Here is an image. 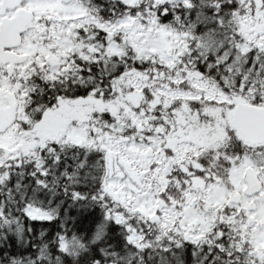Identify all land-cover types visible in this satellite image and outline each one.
<instances>
[{
    "label": "trees",
    "instance_id": "trees-1",
    "mask_svg": "<svg viewBox=\"0 0 264 264\" xmlns=\"http://www.w3.org/2000/svg\"><path fill=\"white\" fill-rule=\"evenodd\" d=\"M57 3L72 42L0 150V264H264L228 177L258 152L230 113L264 108V0Z\"/></svg>",
    "mask_w": 264,
    "mask_h": 264
},
{
    "label": "flooded vegetation",
    "instance_id": "flooded-vegetation-1",
    "mask_svg": "<svg viewBox=\"0 0 264 264\" xmlns=\"http://www.w3.org/2000/svg\"><path fill=\"white\" fill-rule=\"evenodd\" d=\"M7 1L0 0V150L6 149L16 126L20 127L23 123L22 116L30 96V87L38 84L43 72L59 65L61 58L58 45L66 41L71 43L73 30L68 18L58 16L57 0ZM22 12L31 16V21L23 27L24 30L21 31L22 26L18 22H11L13 33L11 36L4 34L2 30L5 24L15 21ZM11 115L14 116V121L8 125ZM254 148L261 153L258 175L253 173L260 190L258 193L245 195L243 173L242 195L249 200L245 217L256 235V225H253L250 213L255 210L253 201L259 203L264 210V201L261 198L264 193V144ZM263 247L264 242L258 250L260 258H264Z\"/></svg>",
    "mask_w": 264,
    "mask_h": 264
},
{
    "label": "rangeland",
    "instance_id": "rangeland-1",
    "mask_svg": "<svg viewBox=\"0 0 264 264\" xmlns=\"http://www.w3.org/2000/svg\"><path fill=\"white\" fill-rule=\"evenodd\" d=\"M57 9H58L57 11L59 12L58 3H57ZM71 135H76V137L78 136L80 137L79 132L78 133L73 132V134L71 132ZM193 152L194 150L190 146H182L181 149L177 153V157H180V156L190 157L194 154ZM253 154H255L256 156V159L254 160V162H253V159H251V156L249 154L246 158H243L240 161V163L237 164L236 169L231 170L228 173V177H229V180L231 181L232 188H233V191L229 193L230 194L229 200L234 203H240L242 205V209H244V212L246 211L247 202L249 200H246V198H244V196L242 195V190L244 189V186L242 184V175L244 171H246L247 169H251L255 175H258V169H259L258 160H259V156L261 155V153L253 152ZM140 162H141V165L144 166L145 163H147V159L140 160ZM138 163L139 161L138 160L136 161V159L130 161V165H132L133 168L139 170L142 167L140 164L138 165ZM142 170H146V167L144 166ZM159 172L160 171H154V170L147 171V173L145 172L142 185L140 189L138 190V195L136 196L137 199L135 198V203L138 207H142V206L144 207V204L147 201V199L152 200L156 191L161 188L162 186L161 175L163 174H160ZM209 194L210 195L206 196V201H207L208 206L210 204H218L219 201L220 203L223 202L227 193L223 189H221L220 186H217V187H213V189L210 191ZM143 202L144 204H142ZM253 204L255 206V210L252 213H250V215L252 217L253 225H256L255 246H257L260 249L262 242H264V210L260 208L259 203H256V201H253ZM204 209H206V207H204ZM185 212H186L185 217L188 221H190V219H193V222H190L192 226H198L200 224L201 226H203L199 217L192 216L193 215L192 209L186 208ZM237 212H240V210L238 209ZM247 223L248 225H250V222L247 221ZM253 239H255V237H253Z\"/></svg>",
    "mask_w": 264,
    "mask_h": 264
},
{
    "label": "water",
    "instance_id": "water-1",
    "mask_svg": "<svg viewBox=\"0 0 264 264\" xmlns=\"http://www.w3.org/2000/svg\"><path fill=\"white\" fill-rule=\"evenodd\" d=\"M12 0H8L10 2ZM67 2L68 0H63ZM31 21V16L27 12H22L15 21H9L3 27V33L11 36L13 33V27L11 22H17L21 24V31ZM230 120L234 128L237 130L241 140L249 146H257L264 144V108L250 106L243 103H238L232 109L230 114ZM14 121V116L11 115L8 125H11ZM150 154V151L148 152ZM243 181L245 189L243 193L245 195H251L258 193L260 185L258 180L254 177L251 169H247L243 175ZM264 201V193L261 195ZM264 250V247H263Z\"/></svg>",
    "mask_w": 264,
    "mask_h": 264
}]
</instances>
